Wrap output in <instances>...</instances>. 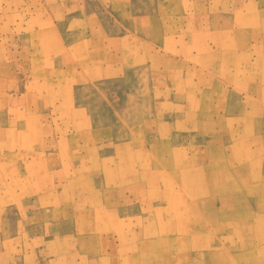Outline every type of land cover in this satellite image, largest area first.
Listing matches in <instances>:
<instances>
[{
	"label": "crops",
	"instance_id": "1",
	"mask_svg": "<svg viewBox=\"0 0 264 264\" xmlns=\"http://www.w3.org/2000/svg\"><path fill=\"white\" fill-rule=\"evenodd\" d=\"M8 35L0 32V86L9 85L15 72L21 102L33 79L25 55L34 52L35 35H20L16 51L6 43ZM14 52L23 59H8ZM261 66L255 64L251 80L226 79L230 86L223 90L208 79L213 89L193 101L205 99L209 110L171 113L152 108L154 98L147 99L144 113L105 110L104 81L80 78L76 101L87 102L81 112L97 118L96 126L69 127L65 141L55 125L48 127L52 136L39 148L54 173L38 183L32 177V196L17 191L13 204L1 206L0 264H264ZM218 95L262 103L233 115L211 108ZM89 96L96 108H89ZM182 96L174 92L170 100ZM56 113L48 109L43 115ZM109 114L128 122L106 125ZM41 181L49 186L38 191ZM5 187L2 182L0 189Z\"/></svg>",
	"mask_w": 264,
	"mask_h": 264
},
{
	"label": "rangeland",
	"instance_id": "2",
	"mask_svg": "<svg viewBox=\"0 0 264 264\" xmlns=\"http://www.w3.org/2000/svg\"><path fill=\"white\" fill-rule=\"evenodd\" d=\"M261 17L262 0H0V32L9 34L6 43L16 51L20 35H35L34 52L25 55L33 63L26 100L16 99L15 72L9 85L0 86V184L7 186L0 189V209L16 201L17 191L32 196L34 183L54 173L49 156L39 148L52 136L51 124L62 141L69 127L96 126L97 118L81 112L87 102L76 101L80 78L104 81L105 110L135 108L144 113L148 98L155 99L152 108L168 113L209 110L205 99L193 101L196 94L213 89L208 79L217 80L223 90L230 86L226 79L233 84L253 79L255 64H263L264 74ZM22 56L14 52L7 58ZM174 92L184 95L182 101L170 100ZM224 95L211 108L235 115L262 103L230 102V96L225 101ZM129 97L136 101L128 102ZM88 105L96 108L91 96ZM48 109L58 115L44 116ZM110 116L104 119L106 125L118 122L123 127L128 122ZM135 120L139 127L145 118ZM61 152L66 158L67 151ZM48 186L41 181L37 190ZM2 232L0 224V238Z\"/></svg>",
	"mask_w": 264,
	"mask_h": 264
}]
</instances>
